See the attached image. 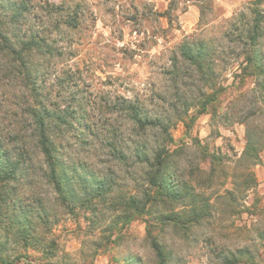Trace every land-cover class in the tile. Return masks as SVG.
Wrapping results in <instances>:
<instances>
[{
	"label": "clouds",
	"instance_id": "obj_1",
	"mask_svg": "<svg viewBox=\"0 0 264 264\" xmlns=\"http://www.w3.org/2000/svg\"><path fill=\"white\" fill-rule=\"evenodd\" d=\"M0 264H264V0H0Z\"/></svg>",
	"mask_w": 264,
	"mask_h": 264
}]
</instances>
